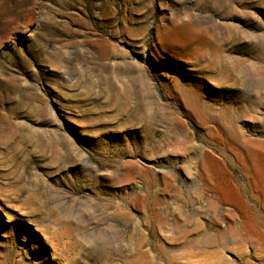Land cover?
<instances>
[{
    "label": "rangeland",
    "instance_id": "obj_1",
    "mask_svg": "<svg viewBox=\"0 0 264 264\" xmlns=\"http://www.w3.org/2000/svg\"><path fill=\"white\" fill-rule=\"evenodd\" d=\"M0 264H264V0H0Z\"/></svg>",
    "mask_w": 264,
    "mask_h": 264
},
{
    "label": "bare ground",
    "instance_id": "obj_2",
    "mask_svg": "<svg viewBox=\"0 0 264 264\" xmlns=\"http://www.w3.org/2000/svg\"><path fill=\"white\" fill-rule=\"evenodd\" d=\"M235 240V239H234Z\"/></svg>",
    "mask_w": 264,
    "mask_h": 264
}]
</instances>
